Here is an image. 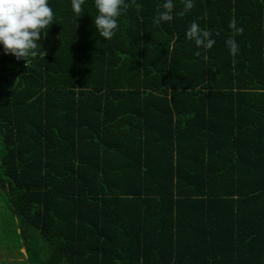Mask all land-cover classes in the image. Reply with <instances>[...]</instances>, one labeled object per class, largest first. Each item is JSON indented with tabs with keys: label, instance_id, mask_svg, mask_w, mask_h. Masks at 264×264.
<instances>
[{
	"label": "trees",
	"instance_id": "obj_1",
	"mask_svg": "<svg viewBox=\"0 0 264 264\" xmlns=\"http://www.w3.org/2000/svg\"><path fill=\"white\" fill-rule=\"evenodd\" d=\"M124 2L108 42L94 0L79 16L49 0L37 57L0 45V248L14 264H264V0H173L166 23L164 0ZM194 21L211 49L186 38Z\"/></svg>",
	"mask_w": 264,
	"mask_h": 264
},
{
	"label": "clouds",
	"instance_id": "obj_2",
	"mask_svg": "<svg viewBox=\"0 0 264 264\" xmlns=\"http://www.w3.org/2000/svg\"><path fill=\"white\" fill-rule=\"evenodd\" d=\"M84 0H71L74 14L82 12ZM185 12L194 7V0H182ZM97 15L94 25L100 38L110 41L117 29L118 18L124 14L127 5L124 0H94ZM163 11L156 15V22H171L173 20V0H164ZM54 24V12L49 0H0V45L5 55H12L18 61L23 59L28 64L29 57L39 55L38 41L42 30ZM234 27V24H233ZM241 32L242 29H237ZM186 38L193 41L197 48L205 51L211 49L215 41L211 34L199 27L194 21L185 33ZM231 54L235 55L238 46L234 40H229ZM199 55V53H197ZM45 56V53H44Z\"/></svg>",
	"mask_w": 264,
	"mask_h": 264
},
{
	"label": "rangeland",
	"instance_id": "obj_3",
	"mask_svg": "<svg viewBox=\"0 0 264 264\" xmlns=\"http://www.w3.org/2000/svg\"><path fill=\"white\" fill-rule=\"evenodd\" d=\"M21 254L23 255V257L18 259V262H17L18 264L26 261L25 250H22ZM11 260H13V259L8 257L7 253L5 251H3L2 248H0V263L12 264L13 262Z\"/></svg>",
	"mask_w": 264,
	"mask_h": 264
},
{
	"label": "crops",
	"instance_id": "obj_4",
	"mask_svg": "<svg viewBox=\"0 0 264 264\" xmlns=\"http://www.w3.org/2000/svg\"><path fill=\"white\" fill-rule=\"evenodd\" d=\"M13 263L12 264H14V262H15V260H11Z\"/></svg>",
	"mask_w": 264,
	"mask_h": 264
}]
</instances>
